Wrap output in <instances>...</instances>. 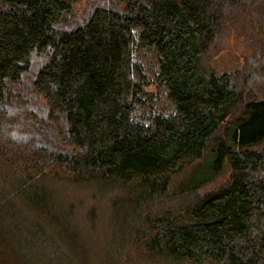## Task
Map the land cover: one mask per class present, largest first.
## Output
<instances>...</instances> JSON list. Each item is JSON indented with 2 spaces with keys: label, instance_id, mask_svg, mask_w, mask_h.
<instances>
[{
  "label": "trees",
  "instance_id": "trees-1",
  "mask_svg": "<svg viewBox=\"0 0 264 264\" xmlns=\"http://www.w3.org/2000/svg\"><path fill=\"white\" fill-rule=\"evenodd\" d=\"M80 1L0 0L2 262L264 264V0Z\"/></svg>",
  "mask_w": 264,
  "mask_h": 264
},
{
  "label": "rangeland",
  "instance_id": "rangeland-1",
  "mask_svg": "<svg viewBox=\"0 0 264 264\" xmlns=\"http://www.w3.org/2000/svg\"><path fill=\"white\" fill-rule=\"evenodd\" d=\"M94 1H97V0H81L80 3L75 6V11L83 9L87 3L92 4L94 3ZM249 30L252 32H256L255 29H249ZM258 31L264 34V26ZM249 36L250 35L248 34V32L244 31V34L242 35L232 32L228 37H226L223 40V45L225 47L215 59L216 64L224 65L226 64V62H229L230 60L234 61V57L242 61L241 56L243 54H248L250 52V48L247 43L249 42ZM135 61L138 64H140L142 67H144L147 75L155 71L156 63L152 55L146 54L145 52H141L140 55L135 59ZM36 62L37 61H33V64H35ZM242 62L244 63V60ZM243 63H240V64L242 65ZM150 79L151 80H149V83L147 84V86H145V90H147L150 94L149 100L145 105H142L139 108V113L141 115L145 113L147 115L151 114L152 117L153 115L156 116L157 114H161V115L168 114L169 112H171V104L166 99L165 88L163 87L162 84H159L156 81H154L153 78H150ZM254 82H257V81L255 80ZM28 97H30V95H28ZM26 101L29 102L27 98H26ZM15 115L13 114L12 117H14ZM35 138L36 139L33 138V142H34L33 145L37 146L39 141L37 137ZM40 142L47 144V142H44L42 140ZM87 240H86L87 242L92 241V239L90 238H88ZM0 264H4L1 259H0Z\"/></svg>",
  "mask_w": 264,
  "mask_h": 264
}]
</instances>
